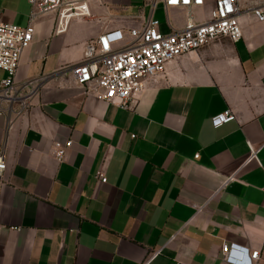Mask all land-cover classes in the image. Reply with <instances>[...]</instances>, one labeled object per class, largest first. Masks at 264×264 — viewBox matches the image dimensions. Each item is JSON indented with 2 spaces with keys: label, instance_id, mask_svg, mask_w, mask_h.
<instances>
[{
  "label": "crops",
  "instance_id": "crops-1",
  "mask_svg": "<svg viewBox=\"0 0 264 264\" xmlns=\"http://www.w3.org/2000/svg\"><path fill=\"white\" fill-rule=\"evenodd\" d=\"M86 5L60 33L59 10L37 18L12 87L0 86V264H224V244L258 251L254 264H264V22L240 14L238 42L173 60L121 109L64 70L101 34L156 19L153 0ZM156 6L161 33L184 26V9ZM30 12L27 0H0L5 23L25 27ZM226 110L235 120L214 128Z\"/></svg>",
  "mask_w": 264,
  "mask_h": 264
},
{
  "label": "built area",
  "instance_id": "built-area-1",
  "mask_svg": "<svg viewBox=\"0 0 264 264\" xmlns=\"http://www.w3.org/2000/svg\"><path fill=\"white\" fill-rule=\"evenodd\" d=\"M82 1L77 4L64 0H27L31 12L25 27L3 22L0 13V70L7 75L0 82L3 89L12 87L21 56L33 41V24L36 19L59 10L56 32H63L71 18L88 15V0ZM206 1L153 0L152 13L157 2H161L165 9H184V26L163 34L159 30L158 20L150 17L142 28L129 29L125 35L120 31L101 34L87 45L82 61L64 71L71 73L75 83L85 93L92 94L103 102L115 104L121 109H128L132 98L144 90L145 80L164 74L167 65L173 60L222 38L232 43L238 42L242 37L238 23L240 14L250 13L258 22H264V0L246 11L241 4L248 0H211L212 8L208 16L196 20L192 10L203 7ZM39 81L36 80L35 83ZM234 120V113L226 110L213 116L210 121L217 128ZM70 145L71 142L56 144L54 156L58 161H62ZM249 150L251 158H255V151L250 146ZM6 170L4 153L1 152L0 191L5 184ZM96 177L100 183L106 182L102 173H97ZM258 258V251H249L235 244H224L221 248V262L224 264H254Z\"/></svg>",
  "mask_w": 264,
  "mask_h": 264
},
{
  "label": "rangeland",
  "instance_id": "rangeland-1",
  "mask_svg": "<svg viewBox=\"0 0 264 264\" xmlns=\"http://www.w3.org/2000/svg\"><path fill=\"white\" fill-rule=\"evenodd\" d=\"M157 3H159V2H157ZM155 18L156 19L162 18L161 20L164 21V18H165L164 12L161 10V8L159 6H156V8H155Z\"/></svg>",
  "mask_w": 264,
  "mask_h": 264
}]
</instances>
